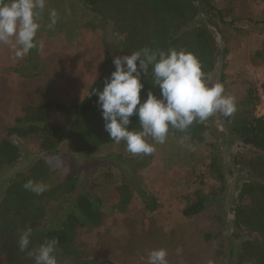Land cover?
Here are the masks:
<instances>
[{"label":"rangeland","instance_id":"374dc122","mask_svg":"<svg viewBox=\"0 0 264 264\" xmlns=\"http://www.w3.org/2000/svg\"><path fill=\"white\" fill-rule=\"evenodd\" d=\"M211 1L223 18L218 27L209 25L218 53L208 82L222 84L224 94L237 104L251 85L264 92V0ZM45 4L44 10H38L37 47L17 58L10 45L0 43V140L27 103L44 98L79 101L104 74L103 65L108 58L113 59L121 39L113 23L122 13L108 10L99 15L82 0H45ZM52 9L58 16L55 26L49 28ZM204 123L208 129L197 138L168 134L163 144L149 140L155 147L150 155H133L121 141L102 146L88 162L64 141L58 154L45 156L57 176L77 164V191L84 190L89 171L104 161L113 163L118 178L124 174L133 184L125 211L106 206L98 225L77 229L76 242L83 245L88 261L146 264L149 250L164 248L169 264H233L230 251L237 248L240 239L232 234V207L245 176L235 163L237 139L229 125L219 113ZM10 138L19 146L21 157L13 166L0 170V195L7 179L40 155L35 138ZM214 157L224 175L222 182L210 170ZM198 189L208 195L206 207L185 216L182 211L187 199ZM145 193L155 198V210L145 208ZM56 257L58 264L72 263Z\"/></svg>","mask_w":264,"mask_h":264},{"label":"trees","instance_id":"16d2710c","mask_svg":"<svg viewBox=\"0 0 264 264\" xmlns=\"http://www.w3.org/2000/svg\"><path fill=\"white\" fill-rule=\"evenodd\" d=\"M82 1L91 4L99 15H105L108 10L122 13L113 23L114 31L121 37L114 56L128 55L144 47L184 49L199 59L208 81L218 53L209 25L218 27V21L223 18V13L211 0ZM226 52V49L222 51L223 57ZM112 60L107 59L104 74L79 101L67 103L44 98L25 104L21 115L8 128L7 136L0 140V170L13 166L21 157L19 146L10 136L35 138L40 154L8 178L2 189L0 264H34L28 251L49 239L58 241L56 254L70 260L69 264H109L88 261L83 245L76 242V232L81 226L98 225L106 206L125 211L132 198L133 184L124 174L118 178L112 169L113 163L104 161L89 171L84 190L77 191L80 182L77 164L57 176L45 156L58 154L64 141H68L74 151L89 162L95 151L115 142L104 129L98 97L91 93L93 89H102L105 78L114 71ZM220 78L223 82L225 73L222 72ZM141 82L144 84L141 101L149 90L160 95L159 87L152 86L150 76L142 73ZM258 100V89L251 85L244 99L235 104L232 116L219 113L237 139L234 159L237 169L245 176L232 207V234L240 239L237 248L230 251L233 264H264V116L255 113ZM130 120L129 128L139 129L137 117L133 115ZM207 129L204 121H194L187 130L170 128L168 134L197 138ZM210 170L216 173L218 181H223L216 157L212 159ZM28 180L44 183L47 190L40 195L26 190L23 185ZM192 197L187 199L182 211L185 216L197 214L206 207L207 194L198 189ZM144 203L146 209H156L155 198L146 193ZM28 228L32 230L30 244L28 249L20 251L19 237Z\"/></svg>","mask_w":264,"mask_h":264},{"label":"clouds","instance_id":"9594fccd","mask_svg":"<svg viewBox=\"0 0 264 264\" xmlns=\"http://www.w3.org/2000/svg\"><path fill=\"white\" fill-rule=\"evenodd\" d=\"M45 6V0H0V43L10 45L15 57L23 58L37 47V18ZM57 16L55 9L50 10L49 28L55 26ZM112 63L114 71L105 78L102 89H93L91 93L98 97L110 139L117 144L123 141L133 155L153 153L154 143L163 144L170 128L183 132L194 121L203 122L215 113L230 117L236 111L234 98L224 94L222 84L207 81L199 59L190 51L144 47L128 55L114 56ZM142 73L150 76L153 87H159V96L149 90L141 101ZM133 115L139 129L129 128ZM23 187L36 195L47 190L44 183L32 180ZM31 232L28 228L21 233L20 251L28 249ZM57 243L55 239L45 240L30 249L28 255L34 264H58ZM146 264H169L167 250H149Z\"/></svg>","mask_w":264,"mask_h":264},{"label":"built area","instance_id":"2783aa9c","mask_svg":"<svg viewBox=\"0 0 264 264\" xmlns=\"http://www.w3.org/2000/svg\"><path fill=\"white\" fill-rule=\"evenodd\" d=\"M258 96H259V100L255 109V113L256 115L264 116V92L263 91L259 92L258 90Z\"/></svg>","mask_w":264,"mask_h":264}]
</instances>
